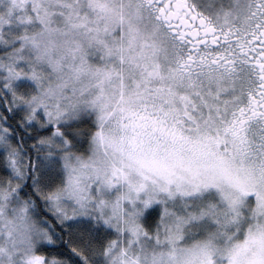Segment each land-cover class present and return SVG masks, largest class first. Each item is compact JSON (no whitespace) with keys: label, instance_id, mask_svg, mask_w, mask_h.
Masks as SVG:
<instances>
[{"label":"snow or ice","instance_id":"snow-or-ice-1","mask_svg":"<svg viewBox=\"0 0 264 264\" xmlns=\"http://www.w3.org/2000/svg\"><path fill=\"white\" fill-rule=\"evenodd\" d=\"M262 218L264 0H0V264H175L206 221L264 264Z\"/></svg>","mask_w":264,"mask_h":264},{"label":"clouds","instance_id":"clouds-1","mask_svg":"<svg viewBox=\"0 0 264 264\" xmlns=\"http://www.w3.org/2000/svg\"><path fill=\"white\" fill-rule=\"evenodd\" d=\"M208 227L206 231L193 236H186L185 240L177 244L175 264H228V259L233 247L238 243H243L246 238L247 227L237 232L235 228L228 230L230 239H225L218 232H223L218 226L206 221ZM253 231H257L256 221L250 218ZM261 229H264V218L261 219ZM139 253L141 264H152L153 256L161 257V264L168 262L167 253L169 248H154L146 245L144 249L136 250Z\"/></svg>","mask_w":264,"mask_h":264},{"label":"trees","instance_id":"trees-1","mask_svg":"<svg viewBox=\"0 0 264 264\" xmlns=\"http://www.w3.org/2000/svg\"><path fill=\"white\" fill-rule=\"evenodd\" d=\"M151 215L153 216L158 215V207H153V209L151 210Z\"/></svg>","mask_w":264,"mask_h":264},{"label":"rangeland","instance_id":"rangeland-1","mask_svg":"<svg viewBox=\"0 0 264 264\" xmlns=\"http://www.w3.org/2000/svg\"><path fill=\"white\" fill-rule=\"evenodd\" d=\"M154 207H158V206H154Z\"/></svg>","mask_w":264,"mask_h":264}]
</instances>
